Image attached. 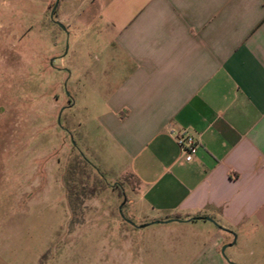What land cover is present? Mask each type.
Returning a JSON list of instances; mask_svg holds the SVG:
<instances>
[{
	"label": "crops",
	"instance_id": "0c3cea01",
	"mask_svg": "<svg viewBox=\"0 0 264 264\" xmlns=\"http://www.w3.org/2000/svg\"><path fill=\"white\" fill-rule=\"evenodd\" d=\"M94 2L107 42L103 84L89 79L105 96L99 171L133 181L120 188L129 220L209 217L201 255L239 244L241 263L264 264V0ZM172 130L198 141L193 162Z\"/></svg>",
	"mask_w": 264,
	"mask_h": 264
},
{
	"label": "rangeland",
	"instance_id": "374dc122",
	"mask_svg": "<svg viewBox=\"0 0 264 264\" xmlns=\"http://www.w3.org/2000/svg\"><path fill=\"white\" fill-rule=\"evenodd\" d=\"M55 2L0 0V264H243L239 244L201 255L210 222L139 228L122 217L120 188L133 181L99 172V9L60 0L63 30Z\"/></svg>",
	"mask_w": 264,
	"mask_h": 264
},
{
	"label": "built area",
	"instance_id": "2783aa9c",
	"mask_svg": "<svg viewBox=\"0 0 264 264\" xmlns=\"http://www.w3.org/2000/svg\"><path fill=\"white\" fill-rule=\"evenodd\" d=\"M170 135L175 139L176 144L181 150L182 161L185 163L193 162L196 158L200 145L196 138L189 133H176L171 131Z\"/></svg>",
	"mask_w": 264,
	"mask_h": 264
},
{
	"label": "water",
	"instance_id": "95a60500",
	"mask_svg": "<svg viewBox=\"0 0 264 264\" xmlns=\"http://www.w3.org/2000/svg\"><path fill=\"white\" fill-rule=\"evenodd\" d=\"M59 3H60V0H56L55 5H54V7H53V9H52V11H51V19H52L53 21H54V16H55V13H56V11H57V9H58ZM54 22H55L60 28H62L63 30H66L65 26H64L61 22H59V21H54ZM122 208H123V206L120 207V213H121L122 217L124 218ZM124 219H125V221H126L128 224H130V225H132V226H134V227H137V226H136L131 220L126 219V218H124ZM198 219H204V220L209 221V222L213 223L214 225L218 226V225L214 222V220L211 219V218H209V217L196 218V219H194V220H198ZM174 221L181 222L180 220H174ZM168 222H171V221H168ZM154 223H162V222H161V221H157V222H154ZM146 226H148V224L142 225V226H140L139 228H144V227H146ZM221 229H222V230H225V229H223V228H221ZM225 231H227V230H225ZM235 239H236V236H235ZM235 241H236V240H235ZM235 241L233 242V244L235 243ZM227 248H228V245H225V246L222 248V251H221V253H223L222 255H225V254H226L225 251H226Z\"/></svg>",
	"mask_w": 264,
	"mask_h": 264
},
{
	"label": "trees",
	"instance_id": "16d2710c",
	"mask_svg": "<svg viewBox=\"0 0 264 264\" xmlns=\"http://www.w3.org/2000/svg\"><path fill=\"white\" fill-rule=\"evenodd\" d=\"M83 161L84 162H86V163H89V162H87L85 159H83ZM100 172V171H99ZM100 176H101V178L102 179H104L105 180V176L100 172ZM73 188V187H72ZM74 189H75V187H74ZM73 191V190H72ZM76 191V190H75ZM91 194L92 195H94L95 194V191H91ZM126 205H127V203H126V201H125V203H124V205H123V215H124V209H125V207H126ZM126 217V216H125ZM176 218H180V217H176Z\"/></svg>",
	"mask_w": 264,
	"mask_h": 264
},
{
	"label": "flooded vegetation",
	"instance_id": "af4514ba",
	"mask_svg": "<svg viewBox=\"0 0 264 264\" xmlns=\"http://www.w3.org/2000/svg\"><path fill=\"white\" fill-rule=\"evenodd\" d=\"M54 22V21H53Z\"/></svg>",
	"mask_w": 264,
	"mask_h": 264
}]
</instances>
